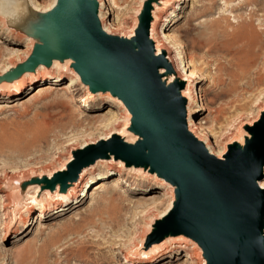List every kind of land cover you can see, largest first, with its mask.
Returning a JSON list of instances; mask_svg holds the SVG:
<instances>
[{
  "label": "rangeland",
  "instance_id": "1",
  "mask_svg": "<svg viewBox=\"0 0 264 264\" xmlns=\"http://www.w3.org/2000/svg\"><path fill=\"white\" fill-rule=\"evenodd\" d=\"M38 1L47 3L50 0ZM115 1L118 8H107L110 10L108 24L127 35L136 23L139 25L144 6L150 5L152 12L154 3L158 2ZM27 2L29 17L36 23L42 16L31 1ZM161 3L168 5L164 11L173 9V3L164 0ZM175 8L176 17H172L169 26H161L160 33H168L182 44L186 61L200 79L203 78L195 87L202 95L205 110L194 116V122L207 121L215 134V139L210 137L212 148L217 151L225 147L227 151L235 142L233 137L241 134L257 113L260 118L264 111V0H181ZM1 24L0 67L13 64V68L0 74V84L13 85L26 73L21 72V66L28 60L30 42L21 28H11L14 34ZM20 56L22 58H17ZM29 81L10 91L15 96L0 98V106H13L0 109V179L5 181L3 189L11 195L10 200L0 202V264H125L124 252L120 249L129 248L130 241H137L133 251L144 249L149 235L147 227L163 215L166 205L170 207L173 190L155 178L150 177L155 181L143 182L131 173L120 177L119 188L113 190L110 186L119 175L104 172L94 185L90 184L92 188L88 186L84 190L78 202L72 203L78 206L66 207L63 213L62 208L51 211L45 219H40L36 207L42 204L45 195L32 197L29 192L38 188L40 193L48 195L46 202H53L60 196L55 194L56 189H48L52 196L41 191L39 185L45 184L38 181H52L53 178L38 179L34 174L29 175L31 170H38L43 164L55 172L70 156L64 169L54 175L63 172L80 144L122 127L128 112L123 105L105 101L91 102L90 108L76 110L86 92L78 82L70 88L69 80L51 84L38 79L28 89ZM45 87L54 90L49 95L41 94ZM62 88H70V92L63 95ZM106 118H110L108 127L105 126ZM19 175L24 179L18 178ZM8 176L17 178L10 180ZM13 188H17L16 193ZM59 191L60 195H69L71 190L63 191L60 187ZM70 198L58 201L67 202L66 206ZM33 208L36 210L30 217L32 224L20 235H12L11 230L17 226L19 218ZM58 212L60 214L56 215ZM4 224L7 228L3 238ZM188 254L178 252L162 264H203L204 254L199 257L198 251V257L191 260Z\"/></svg>",
  "mask_w": 264,
  "mask_h": 264
},
{
  "label": "water",
  "instance_id": "2",
  "mask_svg": "<svg viewBox=\"0 0 264 264\" xmlns=\"http://www.w3.org/2000/svg\"><path fill=\"white\" fill-rule=\"evenodd\" d=\"M56 9L57 14H41L38 20L55 29L54 45L37 44L21 72L49 67L55 59L72 60L92 93H110L123 102L132 115L130 131L140 140L129 144L115 135L73 152L66 171L52 181H38L43 189L60 184L65 191L100 159L148 168L175 186L176 202L155 223L147 248L183 235L197 242L208 264H264V189L259 184L264 179V113L246 128L251 138L245 145L229 146L219 160L188 130L184 83L162 80L160 70L171 67L164 54L155 56L150 5L144 6L130 41L101 30L97 0H59Z\"/></svg>",
  "mask_w": 264,
  "mask_h": 264
},
{
  "label": "bare ground",
  "instance_id": "3",
  "mask_svg": "<svg viewBox=\"0 0 264 264\" xmlns=\"http://www.w3.org/2000/svg\"><path fill=\"white\" fill-rule=\"evenodd\" d=\"M27 1L28 0H0V23H2L1 26H3V28L5 30H7L11 33H14L11 29L13 27L21 28L22 30H24V32L26 31L25 34H26L27 40L30 42V46H29V44H27L29 46L30 50L29 49H28V51L26 50L28 47L27 46L25 48V50L22 52L24 54L27 51L26 60L30 58V56L32 55V53L35 49V46L37 44L48 48L49 46H53L54 45L53 42H55L54 37H52L55 33L54 32L55 29L54 28L49 29L50 27L47 23L49 21H47V22L46 21H36L37 24L34 25L35 21H32V19L29 17L30 8L28 6ZM29 1H31L33 7L40 12V15L41 14L49 15L50 13L53 15V14L58 13L57 12L58 10L56 8H57L59 0H50L47 3H41L38 0H29ZM157 1H158L157 3H154L153 10L151 12L152 22L150 25L149 37H150V41L152 42V44L154 45V48H155V56H161L164 54L167 63L171 67V71H168L166 69L160 70L162 80L167 85H170L173 82L184 83V89L181 91V95L186 100V103H187L186 104L187 126H188L189 132L198 141H200L204 144V146L206 147V149L209 151L210 154H212L213 156H215L219 160H223L225 155L228 152L229 147L227 148V151L225 150V147H222L221 149H219L217 151L214 150L211 146L210 137L213 136L212 138L215 139L214 138L215 134H213L214 132H212V130L210 129V127L206 123L207 121L206 122H199L197 124H196V122H194V116L198 115L200 112H202V110H205L204 104L202 103V95H200L196 92V87H195L196 84L200 85L203 78L201 77L202 79H200V76H198L197 71H195L194 67L191 66L186 61V58L184 56V51L182 48V44L178 41H175L174 38L170 34L164 33V32L160 33V30H159L161 26L167 27L171 24L170 22L172 20V17H176V15H174V12L177 10V8H175V7H176V5L179 4V2L181 0H164L166 3H173V9H168L166 11H164V10L168 7V5L167 4L164 5L163 3H161V0H157ZM97 3H98V22H99L101 30L109 36L117 37L116 35H119L118 38H122V39H125L127 41L132 40L134 38L135 32L138 28L137 23L135 24V28L133 26V29L130 32V34L127 35V34H124L123 32H119L118 29H115V28H113V26L108 24V17L110 16V10L108 11L107 8L111 7V6H114V8H118L116 1L114 2V0H97ZM102 4L104 5V12H103V5ZM139 10H141V8ZM161 11H164V12H161ZM138 12H140V11H138ZM58 22H59V20H58ZM2 36L3 35H0V37H2ZM29 54H31V55L29 56ZM17 58L20 59V58H22V56L17 57ZM73 64H74V62L70 59L66 60L65 62H62L61 60L55 59L52 61L50 67H47L45 65L40 64L34 69V71L26 72L22 76V78L20 80H17L13 85L0 84V91L2 90L0 92V98H5V97L10 98L12 96H15V94L14 93L11 94L10 91L14 88L17 90V89L21 88L22 86H25L28 79L31 81V82L29 81V83H28V89L33 84H35V80H38V79H41V81L47 80V82H52L51 84H56V83H58L64 79L69 80L71 82L70 88L72 86L74 87L75 85H78V83H79L80 85H82L85 88L86 92H85V95L80 98L79 101L81 102V105L79 106V108L76 106V110L81 111V110H84L85 108H90L91 102H92V104H98L99 102H103V101L111 102V103L118 105V106L123 105L124 108L128 112V119L123 124L122 127H119L118 129L110 130L109 134L102 136V137L100 136V137H98L97 140H91V139L85 140L83 142L85 144L84 145L80 144V146L78 147L77 150H81V149H84V148L89 147L91 145L98 144L101 141L110 140L115 135L119 136L124 142L129 143V144H135L136 142H138L140 140V137L137 134H134L130 131L132 115L130 114V112L128 111L126 106L123 104V102L121 100H119L118 98L113 97L110 93H92L90 91L89 87L82 82L80 75L74 70ZM6 66H8V67H6ZM4 67H6V68L2 72L0 71V74L1 73H4V74L7 73L9 69L13 68V64L11 66H9V64L3 65L0 67V70H2ZM46 73H48V74H46ZM39 77H41V78H39ZM45 77H49V78L46 79ZM70 88H62L60 90L63 92V95H64V94H68L70 92ZM53 90H54V88H46L45 87L42 89L41 94L49 95L51 93V91H53ZM200 91H202V90H200ZM66 100H68V98ZM200 101H201V104H200ZM1 104H5V103H1ZM61 106H62V104H61ZM12 107H13L12 105L5 104V105H1L0 109H2V108H5V109L11 108L12 109ZM62 107L64 108L65 106H62ZM263 113H264V111L262 112V114ZM125 115H127V114H125ZM257 119H260V118H258V113L253 117L252 121L248 122L249 124H247L245 126V128L241 132V134H239L236 138L233 137L234 138L233 140H235V142H233L229 146L238 145L239 147H243L245 145V140L248 138H251V135L246 130V128L252 127L256 122L259 121V120L257 121ZM104 121L106 122L105 126H107V127L111 124L109 122L110 118H106ZM196 132H198V133H196ZM69 160H70V156H69L68 161H65V162H63V164H60V167H58L57 171H61L62 169H64L65 165L69 162ZM73 160H74V158L72 157V162H73ZM42 165H40V167H38V170H36V169L31 170V173L29 172L30 173L29 175L34 174V176L36 175L38 179L39 178H41V179L53 178L52 180H54V178H55L54 174L57 171H55V170H54L55 172H52L51 170L49 171L47 169V166L45 167ZM66 170H67V168L64 171H66ZM129 170H133V171H129ZM134 171H137V172H134ZM104 172H107V173L114 172V173L119 175L118 180L115 181V183H113V185L110 186V188L113 190L116 188H119L118 185L121 184V183H119L120 177H122L123 175L128 174V173H131L137 177L139 176L138 177L139 180L143 181V182L155 181V179L157 181H162L163 184H165L166 186L171 188L173 190V193H174V199H173V201L171 200L172 203L170 204V207L166 205L165 211L162 213L163 215L160 216L159 218H157L156 222L165 218L170 213V211L173 209L174 204L176 202V193H175L176 188H175V186L171 185L170 183L166 182L164 179L160 178L156 173H153V174L150 173L148 168L133 167V166L128 167L126 165V163L123 162L122 160H115L113 157H111L110 159H100L96 163H94L93 165L85 168L81 172L78 180L74 183L69 184L68 191L71 190L69 192V195H67V194L66 195H60L59 190H60L61 185L57 184L56 187L58 186L59 189L56 188L55 194L64 198V199H61L60 197H58V199H56L53 202H46V200L49 197L48 198L45 197L47 194H45V193L42 194V193H40L39 190H36L38 188H35L31 192H29V194L32 197H35L36 195H38V197L41 198V195H45V196H42V204L40 206L36 207V208H38L39 218L45 219L47 214H49L51 211H55V210H58L60 208H62L61 211L63 213V211H64V209H66V207L71 209V208H75L76 206H78V204H72V203L78 202V200L82 197L84 190L86 188H88V186H91V188H92V185H90V184L93 183V185H94V182L96 183L101 178V174ZM138 173H140L142 175H139ZM263 175H264V167H263ZM13 177H16V176H13ZM13 177H9L8 179L12 180ZM20 177H21V179L22 178L24 179V177L22 175L18 176V178H20ZM31 177H33V176H31ZM150 177L155 178V179H152ZM121 182H122V179H121ZM137 182L138 181H136V183ZM80 183H81V185H80L78 191L75 192ZM4 184H5V181L4 180L2 181V179H0V202L1 203H3L6 200H10V198H11V195L7 191H5V189H3V188H5L3 186ZM159 184L163 185L161 183H159ZM259 184L261 186V189H264V187H262V185H264V179ZM44 186L45 185H39L41 191H46L49 194V196H52L51 195L52 193L49 192L48 189L43 190ZM16 189L17 188H15V189L13 188L15 193H16ZM131 189H133V188H131ZM13 190H12V192H13ZM89 191L86 193L85 197L88 196ZM70 196H71V198L69 199V203L66 206H65V203H67V202H63V201L59 202L58 201V200H66ZM82 200L80 202H82ZM70 203H71V205H70ZM32 204H34V201L31 203V205ZM167 207H169V209ZM25 208H29V207L26 206ZM36 208L28 209L25 213L26 216L19 218L17 226L11 230L12 235H14V236L20 235L21 231H23V229L25 227H28L32 224V221H30V217H31L32 213H34ZM166 210H167V212H166ZM60 212L56 213V215L60 214ZM4 225H5L4 226L5 228L3 227L4 232L2 233L3 238L5 235V231H6L5 229L7 228V224H4ZM154 225L155 224H150L149 228L147 227L149 234L152 233V231L154 230ZM136 242L137 241H130L129 246H128L129 248L125 247V249H126L125 251H123L124 250L123 248L120 249L121 252H124L125 264H162V262H164V261L166 262V259H168L172 255L175 256V254L178 252L179 253H185V255L187 254V252H189V254L187 255L189 257V260H191L192 258L198 257V251L200 253L199 257L201 255V253L203 254V251H202L201 247L197 244V242H195V241H193V240H191V239H189L183 235L176 236V237L168 236L161 243L154 244L148 248L146 247V245H144V249L141 251H137V252L133 251L136 248ZM112 245H113V243H112ZM190 251H191V253H190ZM134 257H139V258H134ZM203 264H208L206 259H204Z\"/></svg>",
  "mask_w": 264,
  "mask_h": 264
},
{
  "label": "snow or ice",
  "instance_id": "4",
  "mask_svg": "<svg viewBox=\"0 0 264 264\" xmlns=\"http://www.w3.org/2000/svg\"><path fill=\"white\" fill-rule=\"evenodd\" d=\"M262 187H264V185H262Z\"/></svg>",
  "mask_w": 264,
  "mask_h": 264
},
{
  "label": "built area",
  "instance_id": "5",
  "mask_svg": "<svg viewBox=\"0 0 264 264\" xmlns=\"http://www.w3.org/2000/svg\"><path fill=\"white\" fill-rule=\"evenodd\" d=\"M201 102V101H200Z\"/></svg>",
  "mask_w": 264,
  "mask_h": 264
}]
</instances>
